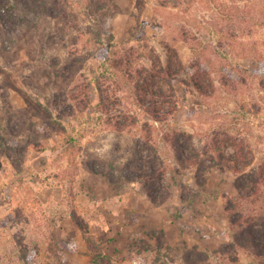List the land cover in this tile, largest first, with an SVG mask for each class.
<instances>
[{
    "label": "rangeland",
    "instance_id": "374dc122",
    "mask_svg": "<svg viewBox=\"0 0 264 264\" xmlns=\"http://www.w3.org/2000/svg\"><path fill=\"white\" fill-rule=\"evenodd\" d=\"M58 2L0 0V264H187L192 252L210 264L251 263L250 249L221 251L232 243L227 208L238 180L264 168V0H99L109 7L96 14L86 0ZM167 44L187 71L160 123L148 112L152 97L118 89L100 67L125 49L137 51L134 69L159 68ZM199 63L213 81L206 95L191 81ZM97 77L119 98L109 114ZM111 116L129 123L118 129ZM173 131L191 135L193 162H178L165 141ZM227 135L254 156L241 173L216 151ZM260 197L264 205V190L242 203Z\"/></svg>",
    "mask_w": 264,
    "mask_h": 264
},
{
    "label": "trees",
    "instance_id": "16d2710c",
    "mask_svg": "<svg viewBox=\"0 0 264 264\" xmlns=\"http://www.w3.org/2000/svg\"><path fill=\"white\" fill-rule=\"evenodd\" d=\"M59 0H57L58 2ZM87 5L90 6L89 10L96 14L98 11H102L109 7V4L106 3L103 6H98L97 2L99 0H86ZM59 3V2H58ZM28 11V10H27ZM49 13V14H47ZM39 14L49 15L53 17L55 14L53 11L46 12L45 10H40ZM181 34L184 38V41L188 44L192 51H196V45L191 43L193 41H197L195 37V33L192 30L185 28L181 29ZM4 36L7 38V34ZM232 36V35H231ZM6 41V40H5ZM9 40H7L8 42ZM1 42V41H0ZM195 45V47H194ZM148 47H143L145 50ZM166 59L162 61L159 57V68L153 66L152 68H136L134 69V60L136 50L125 51L119 54L116 53L115 56L108 62L105 63L100 68H104V72H110L112 70V74L117 78L115 79L114 85L121 89L123 84H128L129 88H133L137 91H142V94L149 95L152 97L151 101V110L148 108L149 114H151L155 121L163 122L166 118L174 113V109L176 107V103L174 102V106L167 108L168 105L172 103V96L174 92L173 82L177 79L179 74L185 73L187 68L184 65L183 60L180 57L178 50L170 45H164ZM143 51V50H142ZM152 52V51H151ZM144 56V52L138 55L137 60L140 57ZM151 59V58H150ZM152 62L154 60L151 59ZM156 62V61H155ZM154 64V63H153ZM200 65V66H199ZM196 67L201 69V72H196L194 76H192L191 81L194 86L201 92L203 95L207 94L209 89V85H213V81L209 76V72L205 69L201 68V63H199ZM104 74V73H103ZM105 77V75H104ZM96 79V90L99 92L100 102L98 104L99 109L101 108L104 112L108 113L109 106H113V103L118 105L119 98H115L114 96H106L105 90H102L104 87L101 86L99 82V77ZM95 83V82H94ZM185 83V82H184ZM89 88L93 86V82H90ZM100 84V85H99ZM189 84V81L186 83ZM133 86V87H132ZM88 88V87H87ZM86 87H84L85 97H90V93H88ZM72 98H75L74 94H71ZM138 102L142 107L145 108L143 102H146V98H143L140 94L137 96ZM88 104H91L88 102ZM121 116L119 120H116L111 116V120L114 121L117 125L118 129H123L129 123V120ZM135 123V121L133 122ZM191 135L187 132L182 131H173L170 132L169 135L165 137V141L170 143L177 154V160L182 165L184 163L194 161L193 158H186L189 148L191 147ZM221 144L224 146L230 145L234 148V154L231 157H227L221 153ZM223 146V147H224ZM216 151L220 153V157L224 162V165L229 166L230 170L241 173L245 171L247 167L253 164L254 156L252 154L251 148L247 142H243L242 140L237 141L236 138L232 136H228L219 140L216 138ZM188 157H191L188 155ZM137 163L145 164L147 162L146 157L137 155ZM151 162V171L152 175H156L158 173L159 167L153 165ZM198 163V162H197ZM199 164V163H198ZM162 165V164H161ZM136 168H139L136 166ZM224 169V168H223ZM130 173L136 174L134 171L130 170ZM164 173L158 175L157 177L161 179L158 182V186L161 187V182H164ZM147 177L145 175H138L137 179ZM129 181H134L133 178L128 179ZM236 189L239 193V196L236 199L237 203L233 204L231 207L227 208L228 218H229V231L231 232L230 237L232 238V243L225 246V248L221 251L222 253L234 252L238 253L239 250H251L254 260L249 264H264V205L261 204L260 198H256L254 202L252 201L250 205L247 203V206L243 205L242 201H247L252 197H257L260 191L264 190V168L257 176L252 175H243L240 180H238V184L236 185ZM247 191H250V194H246ZM155 193V192H154ZM154 193L150 194V197L155 198ZM260 202V203H259ZM257 203L259 205L257 206ZM255 204V205H254ZM197 256L196 260L194 257ZM231 264H243L238 259V256L230 261ZM187 264H210L208 256H202L199 252L195 254L192 252L187 259Z\"/></svg>",
    "mask_w": 264,
    "mask_h": 264
},
{
    "label": "clouds",
    "instance_id": "9594fccd",
    "mask_svg": "<svg viewBox=\"0 0 264 264\" xmlns=\"http://www.w3.org/2000/svg\"><path fill=\"white\" fill-rule=\"evenodd\" d=\"M111 148V145L110 144H105L104 148L102 150H98V151H108L109 149Z\"/></svg>",
    "mask_w": 264,
    "mask_h": 264
}]
</instances>
